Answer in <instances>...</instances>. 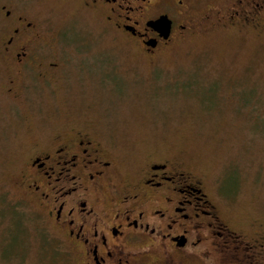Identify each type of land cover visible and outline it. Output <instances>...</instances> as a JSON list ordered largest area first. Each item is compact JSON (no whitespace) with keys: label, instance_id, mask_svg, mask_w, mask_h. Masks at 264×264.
<instances>
[{"label":"rangeland","instance_id":"1","mask_svg":"<svg viewBox=\"0 0 264 264\" xmlns=\"http://www.w3.org/2000/svg\"><path fill=\"white\" fill-rule=\"evenodd\" d=\"M189 1V31L146 54L80 0H0L39 22L49 43L39 52L60 65L51 84L20 77L30 87L18 98L4 92L14 72L0 66V264H70L42 233L50 222L24 193L23 174L38 140L73 127L101 134L126 161L175 160L202 181L230 229L248 242L261 234L264 10L242 12L237 0ZM3 13L0 7V40ZM243 247L241 256L264 264V248L254 255ZM207 253H167L163 264H250L218 247Z\"/></svg>","mask_w":264,"mask_h":264},{"label":"flooded vegetation","instance_id":"2","mask_svg":"<svg viewBox=\"0 0 264 264\" xmlns=\"http://www.w3.org/2000/svg\"><path fill=\"white\" fill-rule=\"evenodd\" d=\"M80 1L146 54L155 53L181 31H189L194 7L189 0ZM236 2L242 12L247 5L264 10V0ZM0 7L4 10L0 66L14 72L4 92L18 98L30 87L24 79L19 85L20 77L51 84L60 65L40 54L38 46L49 43L40 36L34 17L18 7ZM163 15L170 20L166 36L149 23ZM186 21L188 27L183 24ZM99 136L103 139L81 127L65 129L48 142L38 140L25 165L24 193L50 222L42 233L52 238L54 251L67 254L70 264H143L145 259L163 264L167 253L172 257L197 252L207 257L217 247L251 264L250 255L241 256L244 245L254 255L263 253L264 228L261 234H253L252 242L230 229L191 171L170 158L152 156L132 162L118 158ZM40 215L32 217L37 220Z\"/></svg>","mask_w":264,"mask_h":264},{"label":"water","instance_id":"3","mask_svg":"<svg viewBox=\"0 0 264 264\" xmlns=\"http://www.w3.org/2000/svg\"><path fill=\"white\" fill-rule=\"evenodd\" d=\"M149 23L153 26L158 27L164 36L168 34L169 27H170V20L167 18V16L165 15L160 16L159 18L153 21H150Z\"/></svg>","mask_w":264,"mask_h":264}]
</instances>
